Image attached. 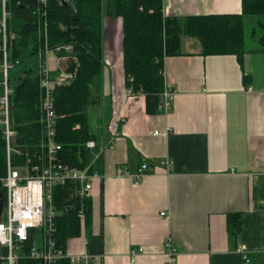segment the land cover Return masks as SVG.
<instances>
[{"label": "crops", "instance_id": "0c3cea01", "mask_svg": "<svg viewBox=\"0 0 264 264\" xmlns=\"http://www.w3.org/2000/svg\"><path fill=\"white\" fill-rule=\"evenodd\" d=\"M242 0H164L167 17L241 14ZM249 18H246V20ZM245 20V23H246ZM104 65L96 102L88 111L96 143L112 149L97 166L104 174L92 191L90 240L69 239L71 255L98 264H264V53L253 31L242 60L203 55L196 38H182V54L166 57L163 75L175 91L167 115H150L143 94L128 95L123 20L104 17ZM247 42V41H246ZM37 64V63H36ZM1 88V87H0ZM167 136H156L167 128ZM171 159L169 167L162 162ZM156 165L136 184L118 176ZM170 215L165 219L161 213ZM240 215L239 237L228 216ZM142 253L133 259L132 251Z\"/></svg>", "mask_w": 264, "mask_h": 264}, {"label": "trees", "instance_id": "16d2710c", "mask_svg": "<svg viewBox=\"0 0 264 264\" xmlns=\"http://www.w3.org/2000/svg\"><path fill=\"white\" fill-rule=\"evenodd\" d=\"M50 44H72L77 61L71 62L76 78L70 85L55 88V109L58 116V140L63 157L68 164L87 167L93 153L87 148L89 141H96L90 132L88 111L99 93L98 80L104 65V17L123 20V56L126 87L133 94H143L146 111L150 115L162 114L159 110L164 91L163 75L166 57L182 54V38H196L202 45L203 55H235L242 60L247 51L245 20L258 18L263 30L260 35L264 53V0H242L241 14L167 17L164 0H49ZM8 63L11 65L9 85L10 123L17 135L13 148L21 152L11 154V164L21 166L37 153L40 142V87L37 64L21 68L36 56L37 0H9ZM2 5L0 2V18ZM255 31L256 28L254 29ZM15 34V39L10 35ZM3 36L0 33V82L4 53ZM28 54L27 56H25ZM17 70V71H15ZM100 161V160H99ZM98 161V162H99ZM97 163V162H96ZM98 164V163H97ZM8 153L3 131L0 129V180L6 176ZM0 192L6 201L0 182ZM54 205L57 211L55 240L57 247L65 248L69 239L80 237L78 211L81 202L68 189H55ZM73 204V207L69 205ZM89 218L92 217V201L85 203ZM228 230L239 237L242 231L240 215L228 216ZM20 264H41L22 258ZM59 264H71L60 260ZM98 264V263H93Z\"/></svg>", "mask_w": 264, "mask_h": 264}, {"label": "built area", "instance_id": "2783aa9c", "mask_svg": "<svg viewBox=\"0 0 264 264\" xmlns=\"http://www.w3.org/2000/svg\"><path fill=\"white\" fill-rule=\"evenodd\" d=\"M69 3V0H65ZM2 16L0 18V33L3 36L2 50L4 53L1 67L3 78L0 87L3 94L0 95V129L6 140L8 153L7 174L0 182L5 190L6 201L4 209L5 221H0V264H20L22 258L38 261L41 264H59L60 260H70L71 264H93L96 261L85 253L71 255L65 248L57 247L55 240L57 211L54 205L55 189L64 187L68 189L72 197L78 198L81 206L78 211L80 237L84 239L85 246L89 245L90 224L85 203L92 198L94 181L104 178L97 163L106 148L112 149L111 139L106 145L99 146L96 141H89L87 148L93 153L92 162L85 168H78L68 164L63 157V148L58 140L57 125L58 116L55 109V88L57 85H70L76 78V72L71 70V62H76L74 46L72 44H50V9L49 0H37L35 19L37 23V45L35 58L37 59V76L40 87L39 124L41 128L40 142L37 153L29 158L27 163L21 166L11 164V154H21L13 148V142L17 135L10 123V97L13 88L9 85V73L11 65L8 63V28L10 17L7 5L9 0H0ZM16 35L11 34L10 39ZM54 58L55 73L51 74V58ZM128 95H133V90L127 88ZM176 93L165 81L164 91L161 94L159 110L167 115L174 103ZM172 132L167 128L165 132L155 131L156 136H167ZM171 159L162 162L163 167H169ZM156 165L149 161H143L138 170L131 174L122 167L118 168V176H130L136 184L144 177L154 173ZM20 171H25L24 178ZM73 207V204L69 205ZM2 213V215H3ZM165 219L170 220V215L161 213ZM171 241H168L166 264L177 263V251ZM139 251H132L135 259ZM245 262L249 264L243 246L239 247Z\"/></svg>", "mask_w": 264, "mask_h": 264}, {"label": "rangeland", "instance_id": "374dc122", "mask_svg": "<svg viewBox=\"0 0 264 264\" xmlns=\"http://www.w3.org/2000/svg\"><path fill=\"white\" fill-rule=\"evenodd\" d=\"M260 19L258 18H249L246 20V23H245V33H246V41H247V44H249L252 39H253V31L254 29L256 28L257 30V33H259L261 35V33H263V30L260 28V26L258 25V21ZM28 54H26L25 56H27ZM37 63V59L34 58V59H30L28 60L26 63H24V65L21 67V68H27V67H34ZM55 63H54V58L52 57L51 58V65H50V68H51V74L52 75H56L55 73ZM17 71V70H15ZM3 94V90L2 88H0V95ZM21 172V175L25 178L27 176L26 172L25 171H20ZM5 217H6V213H5V210H4V213L2 215V221H5Z\"/></svg>", "mask_w": 264, "mask_h": 264}, {"label": "water", "instance_id": "95a60500", "mask_svg": "<svg viewBox=\"0 0 264 264\" xmlns=\"http://www.w3.org/2000/svg\"><path fill=\"white\" fill-rule=\"evenodd\" d=\"M3 209H4V197L3 194H1L0 192V221L3 213Z\"/></svg>", "mask_w": 264, "mask_h": 264}]
</instances>
